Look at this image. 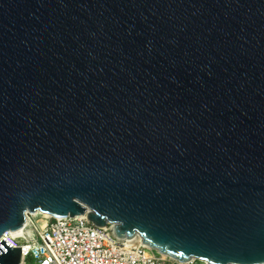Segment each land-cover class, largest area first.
I'll list each match as a JSON object with an SVG mask.
<instances>
[{"label":"water","instance_id":"1","mask_svg":"<svg viewBox=\"0 0 264 264\" xmlns=\"http://www.w3.org/2000/svg\"><path fill=\"white\" fill-rule=\"evenodd\" d=\"M36 212L264 264V0H0V237Z\"/></svg>","mask_w":264,"mask_h":264},{"label":"built area","instance_id":"2","mask_svg":"<svg viewBox=\"0 0 264 264\" xmlns=\"http://www.w3.org/2000/svg\"><path fill=\"white\" fill-rule=\"evenodd\" d=\"M38 216L41 219H35ZM109 225L95 226L85 214L43 217L39 212L28 213L20 232L7 231L0 237V242L4 241L6 247H20V264L178 263L162 254H154L141 241L131 246L126 245L127 239L117 242L109 234ZM0 249L7 251L1 246Z\"/></svg>","mask_w":264,"mask_h":264},{"label":"rangeland","instance_id":"3","mask_svg":"<svg viewBox=\"0 0 264 264\" xmlns=\"http://www.w3.org/2000/svg\"><path fill=\"white\" fill-rule=\"evenodd\" d=\"M35 219H37V220H39V219H41V217L40 216H38V217H36ZM154 254H158V253H156V252H154V251H152ZM176 264H178V263H176ZM186 264V263H185ZM192 264H203L202 262H200V261H195V262H193Z\"/></svg>","mask_w":264,"mask_h":264},{"label":"bare ground","instance_id":"4","mask_svg":"<svg viewBox=\"0 0 264 264\" xmlns=\"http://www.w3.org/2000/svg\"><path fill=\"white\" fill-rule=\"evenodd\" d=\"M43 217H48V215H47V214H43ZM41 223H42V224L44 223V219L41 221ZM19 232H20V230L14 232V234L19 233ZM164 256H165V255H164Z\"/></svg>","mask_w":264,"mask_h":264}]
</instances>
